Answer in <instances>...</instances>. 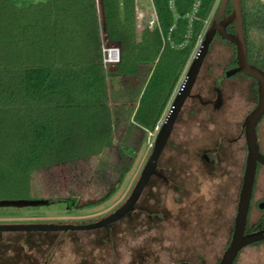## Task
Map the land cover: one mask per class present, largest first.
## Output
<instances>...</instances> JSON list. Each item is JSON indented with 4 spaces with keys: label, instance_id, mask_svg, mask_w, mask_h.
<instances>
[{
    "label": "trees",
    "instance_id": "16d2710c",
    "mask_svg": "<svg viewBox=\"0 0 264 264\" xmlns=\"http://www.w3.org/2000/svg\"><path fill=\"white\" fill-rule=\"evenodd\" d=\"M151 1L158 27L138 37L135 0H0V192L105 152L123 165L118 180L127 172L135 150L115 145L116 131L136 129L139 144L154 132L173 90L153 103L159 66L168 59L178 80L217 0ZM241 7L247 61L264 72V2ZM102 46L117 64L103 66Z\"/></svg>",
    "mask_w": 264,
    "mask_h": 264
},
{
    "label": "rangeland",
    "instance_id": "374dc122",
    "mask_svg": "<svg viewBox=\"0 0 264 264\" xmlns=\"http://www.w3.org/2000/svg\"><path fill=\"white\" fill-rule=\"evenodd\" d=\"M10 1L15 4L24 3V0ZM219 2L216 1L207 25L178 80L174 78L175 65L168 59L159 66L153 103L161 100L167 88L173 87V90L158 127L169 111ZM144 12L145 17H148L149 12ZM180 38L181 33L177 30L171 42H178ZM234 59L233 46L214 38L190 96L181 108L174 130L159 158L158 173L165 177L171 176L174 180L178 187L177 200L167 183L158 176L152 177L139 197L135 212L105 228L42 233L49 245L38 251V257L49 256V264L219 262L230 241L235 216L239 178L232 167L236 161L231 155L226 157L225 154L221 155L218 167L200 160L203 148L208 145L205 139L211 143L216 135L222 133L232 139L233 127L255 105L253 81L241 75L225 76V72L234 65ZM212 88H215V92L221 90V97L229 100L224 111L219 113L220 120L215 125L205 124V118H201L199 112L203 109L196 105L194 99L197 93H200L203 101L213 99L215 93ZM189 113L194 114L193 117H189ZM125 127L116 131L114 144L130 147L135 150V154L120 180L114 171L123 165L116 161L111 152H105L96 160L33 171L27 186L0 192V200H46L49 203L32 207H0V221L13 225H86L113 213L130 195L151 152L152 148L148 144L153 143L156 135L154 129L153 133L147 134L144 144H139V131ZM226 128L228 131L223 130ZM258 215L255 210L252 211L249 227ZM258 226L264 227V221ZM53 245L55 250H51ZM10 252L14 253L10 255L14 260L27 261L31 257L28 253L21 255L19 250ZM234 264H264V241L242 249Z\"/></svg>",
    "mask_w": 264,
    "mask_h": 264
},
{
    "label": "water",
    "instance_id": "95a60500",
    "mask_svg": "<svg viewBox=\"0 0 264 264\" xmlns=\"http://www.w3.org/2000/svg\"><path fill=\"white\" fill-rule=\"evenodd\" d=\"M230 4V12L226 9ZM232 25L233 33H228L226 28ZM218 36L221 40L231 44L235 51V67L227 70V78L236 74H243L255 81L257 90V102L254 109L244 118L242 128L246 146L245 166L241 187L238 194L233 228L228 246L224 250L217 264H233L238 253L252 244L264 241V230L253 233H245L249 205L251 201L254 178L257 164L264 165V158L259 153L255 127L264 115V72L247 61V46L243 32V17L241 0H220L218 9L203 34L197 52L194 54L185 73L182 84L174 96L169 111L160 125L149 157L126 201L113 213L90 224H20L0 226V232H67L90 231L105 228L122 219L134 210L135 204L143 190L155 175L159 158L169 140L178 114L196 82L203 61L208 53L210 44ZM219 96V94H218ZM49 203L46 200H0V207H32ZM264 206V205H263ZM193 264V263H178Z\"/></svg>",
    "mask_w": 264,
    "mask_h": 264
},
{
    "label": "flooded vegetation",
    "instance_id": "af4514ba",
    "mask_svg": "<svg viewBox=\"0 0 264 264\" xmlns=\"http://www.w3.org/2000/svg\"><path fill=\"white\" fill-rule=\"evenodd\" d=\"M234 67H235V59H234V65L231 68H234ZM238 75L243 76L244 79H249V81L254 82L255 92H256V101L254 105L255 107L256 102H257V90H256L257 88H256L255 81L243 74H236L234 76L237 77ZM212 91L213 93H215L213 99H209L208 101H203V99L200 97V93H197L196 95H194V99L197 101L196 105L201 107L204 111V112L203 111H199V112L202 114L200 115L201 118L203 119L205 118V124L215 125V123L219 122L220 120L219 113L221 111L222 112L224 111V109L229 104L228 103L229 100L227 101L226 98L221 97V90H219L218 92H215V88H212ZM254 107L252 108V110L254 109ZM252 110H250L248 114ZM189 115H190L189 117H193L194 114L189 113ZM245 117H243V119L240 120L238 125H235L233 127L234 133L232 132V135H233L232 139L227 137V134H223V133L216 135V137L214 138V141H213V138H210V140L213 141L211 143L207 141L208 139H205L208 145L207 147L205 146L203 148L204 149L203 156H201L200 161L204 163L213 164L218 167V165L220 164L221 155L226 150H229L235 147L240 141L246 150L245 140L243 136V128H242L243 120ZM263 118H264V115L257 123L255 127V132H256V139H257V144L259 148V153L264 158V121H263ZM223 130L228 131V128L223 129ZM155 176H158L160 179L164 181V183H167L169 189L170 188L172 189L174 199L177 200L176 191L178 190V187L176 186L171 176L165 177L161 175L160 173H158L157 169H156L155 175L152 177H155ZM260 185H262V187H259ZM262 190L264 191V165L257 164L254 184H253V191H252V196H251V201H250L249 211H248V216H247V222H246V228H245L246 234L264 230V227L258 226L260 222L264 221V206H263L264 205V192H261ZM137 203L138 201L136 202L135 206L137 205ZM253 210H255L256 213H258L259 215L257 217V220L254 222V224L251 227H249V217ZM133 212H135V210H133L130 213H133ZM3 225H13V224L0 221V226H3ZM42 233H47V232H0V264H49V258H48L49 256L45 255L43 258H40L37 256L38 251L42 250L44 247H47L49 245L47 240L44 239V236L42 235ZM53 233H60V232H53ZM261 242L263 241L257 242L252 245H256ZM55 249L56 247L55 245H53L51 250H55ZM13 250L21 251V255L28 253L31 257H29L27 261L26 260L24 261L14 260L10 256L11 254L14 255V253L10 252Z\"/></svg>",
    "mask_w": 264,
    "mask_h": 264
},
{
    "label": "built area",
    "instance_id": "2783aa9c",
    "mask_svg": "<svg viewBox=\"0 0 264 264\" xmlns=\"http://www.w3.org/2000/svg\"><path fill=\"white\" fill-rule=\"evenodd\" d=\"M24 1H35V0H24ZM150 3H151V10L149 11L148 17H145L146 15L142 7L137 3H135V7H134L135 31L138 37L141 35L142 31L144 30V27L148 26L150 27V29L154 27H158L157 15L151 0ZM197 8H198V3L196 1L195 4L193 5V11L191 13V17H193L194 12L197 10ZM206 25H207V20L204 22V28L206 27ZM101 51H102V63L104 67L115 65L119 62V51L117 48L102 46ZM159 127L156 126L155 128L156 133ZM148 146L152 148L153 143H149Z\"/></svg>",
    "mask_w": 264,
    "mask_h": 264
},
{
    "label": "crops",
    "instance_id": "0c3cea01",
    "mask_svg": "<svg viewBox=\"0 0 264 264\" xmlns=\"http://www.w3.org/2000/svg\"><path fill=\"white\" fill-rule=\"evenodd\" d=\"M139 1H140V4H139ZM135 3L140 5L144 11L149 12L151 10L150 0H135ZM223 154H225L226 157H229L231 155L235 159L234 161H236L235 162L236 164L233 165L232 168H233V172L235 171L236 175L239 178V184H238V190H237V201H238V194H239V190L241 187L242 176H243V171H244V166H245L246 150L240 141L235 147L229 150H226ZM235 211H236V206H235Z\"/></svg>",
    "mask_w": 264,
    "mask_h": 264
}]
</instances>
